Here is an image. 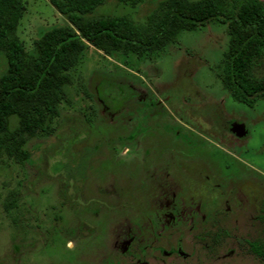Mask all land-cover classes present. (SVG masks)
Instances as JSON below:
<instances>
[{"label": "rangeland", "instance_id": "obj_1", "mask_svg": "<svg viewBox=\"0 0 264 264\" xmlns=\"http://www.w3.org/2000/svg\"><path fill=\"white\" fill-rule=\"evenodd\" d=\"M23 1L26 12L17 34L31 50L35 40L67 19L48 0ZM161 1L132 8L110 0L95 15L143 21ZM228 44L227 26L212 22L183 31L175 44L146 60L108 56L90 46L73 72L53 134L28 139L32 156L25 164L0 158V264H115L118 249L111 255L102 244L117 240L120 248L135 229L152 227L148 213L130 209L138 206L137 141L131 139L138 100L157 97L154 109L167 106L190 124L205 123L207 131L213 129L208 119L221 131L229 121L243 126L245 137L219 132L217 140L233 144L240 175L248 177L252 189L264 188V99L253 107L237 102L212 70ZM4 67L0 55V73ZM141 141L148 145V136ZM58 160H68V170H57ZM236 183L240 195L260 196L242 187L240 178ZM120 263L136 261L125 256Z\"/></svg>", "mask_w": 264, "mask_h": 264}, {"label": "trees", "instance_id": "obj_2", "mask_svg": "<svg viewBox=\"0 0 264 264\" xmlns=\"http://www.w3.org/2000/svg\"><path fill=\"white\" fill-rule=\"evenodd\" d=\"M48 1L67 23L45 32L28 50L17 34L25 2L0 0L5 66L0 73V158L25 164L32 156L28 139L53 134L60 104L74 84L73 72L90 46L108 56L146 60L175 44L183 31L219 22L227 26L229 44L212 70L234 100L254 106L264 99V0H162L143 21L95 15L110 0ZM113 1L136 8L147 0ZM68 163L58 160L57 170H68ZM8 203L16 207L14 199ZM256 252L262 254L260 248Z\"/></svg>", "mask_w": 264, "mask_h": 264}, {"label": "flooded vegetation", "instance_id": "obj_3", "mask_svg": "<svg viewBox=\"0 0 264 264\" xmlns=\"http://www.w3.org/2000/svg\"><path fill=\"white\" fill-rule=\"evenodd\" d=\"M156 98L137 101L131 138L137 141L138 206L130 209L148 213L152 227L135 229L120 248L117 240L102 245L111 255L118 249L115 264L125 256L136 264H264V188L252 189L237 167L233 144L217 140L219 132L245 137L244 127L229 121L221 131L208 119L213 129L207 131L204 122L200 127L190 124L167 106L154 109ZM144 135L149 142L142 146ZM239 178L242 187L260 194L258 199L244 191L240 195L235 187Z\"/></svg>", "mask_w": 264, "mask_h": 264}]
</instances>
